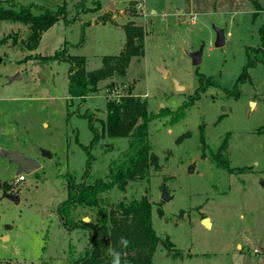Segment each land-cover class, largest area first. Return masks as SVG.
I'll return each mask as SVG.
<instances>
[{
    "label": "rangeland",
    "instance_id": "1",
    "mask_svg": "<svg viewBox=\"0 0 264 264\" xmlns=\"http://www.w3.org/2000/svg\"><path fill=\"white\" fill-rule=\"evenodd\" d=\"M3 1L5 7L35 5V14L41 12L38 7H66L68 21L45 32L32 54L52 56L64 49V54L85 56L88 70L99 69L104 56L120 55L126 42L123 26L131 24L145 35V55L134 57L125 76L104 81L103 90L82 102L69 95L70 64L21 62L29 52L13 41L26 39L29 28L2 21L0 146L36 159L41 167L17 182V165L0 158V264H71L92 246L89 231L81 226L69 230L57 207L68 197V174L80 182L91 156V178H105L110 163L128 148V138L107 135L89 147L94 135L89 118L101 132L107 101L132 88L150 111L170 113L148 127L161 169L130 182L125 192L113 188L102 195L105 212L77 206L72 218L107 221L121 199L146 197L153 205V227L169 246L157 247L153 264H264V63L249 68V78L237 85L249 48L261 43L264 0H258L259 12L256 0ZM97 2L99 10L81 13ZM113 15L117 23L95 24ZM215 28L226 35L221 48L215 47ZM7 35L11 39L1 43ZM203 44L202 62L194 66L189 53ZM162 65L165 73L158 68ZM19 72L21 78L9 81ZM175 80L185 89L178 90ZM196 93L200 99L172 124ZM217 155L234 172L218 166ZM5 182L19 203L4 198ZM164 185L170 201L162 199Z\"/></svg>",
    "mask_w": 264,
    "mask_h": 264
},
{
    "label": "trees",
    "instance_id": "2",
    "mask_svg": "<svg viewBox=\"0 0 264 264\" xmlns=\"http://www.w3.org/2000/svg\"><path fill=\"white\" fill-rule=\"evenodd\" d=\"M5 2L0 0V24L2 21H11L21 23L29 28L26 39L18 41V38L14 37L13 41V45L19 43L21 49L29 52V55L21 62L35 59L44 63L67 61L70 64L68 70L70 98H78L83 102L88 96L98 94L103 90L101 84L104 81L115 75L125 76L132 59L145 55L143 49L145 35L141 28H133L131 24L123 26L126 42L120 55L104 56L102 67L99 69L88 70L85 56L67 55L64 54V49L56 51L52 56H44L38 52L32 54L38 48L45 32L59 21H68L66 7L57 10H46L38 7L41 12L35 14L32 12V8H36L35 5L26 7L17 4L5 7ZM96 6L93 9L85 8V10H81V13L97 11L100 9L101 3L97 2ZM254 6L255 12L262 10L258 0L255 1ZM108 21L116 23L111 16L103 20L104 23ZM258 31L261 40L260 46L256 49L249 48L247 63L237 79V85L249 78V68L257 67L258 63H264V24L258 28ZM11 37V35L5 36L1 43H6ZM137 37L140 39L138 43L135 41ZM204 81L205 77L201 76L199 79L200 88L204 85ZM109 87L114 91L113 81L109 83ZM133 91L134 88L122 93V95L117 93L118 95L114 96V99L107 101L106 119L104 121L100 120L102 122L101 132L95 127L93 118H89L94 134L89 147L98 144L100 138L106 135L113 139H129L128 148L120 154L119 158L110 163L107 176L105 178H91L89 170L92 160L90 149L88 150L90 158L87 161V169L82 176V180L77 183L73 178L74 176L68 174L66 182L68 197L57 207L58 214L63 225L69 230L79 226L86 228L90 233L89 239L92 244L82 257L75 259L71 264H111L112 258L107 252L110 246L121 252V264H153V255L157 247L161 243L167 248L169 247L166 241L157 235L153 227V205L146 197L141 200L130 201H127L126 198L121 199L118 204L114 205L115 208L109 210L107 221L100 222L98 220L97 222L86 223L83 220L76 221L72 218V211L77 206L88 209L98 208L100 213L105 212V208L100 204L102 195L108 194L113 188L125 192L130 182L146 178L151 169L157 172L161 169L159 156L152 152L148 127L150 122L157 119V117L170 113L163 111L156 114L150 111L148 103L141 96L134 95ZM199 99V93H196L191 102L180 107L181 113L176 115L171 123H177L185 118L187 110L191 109ZM88 117L90 115H86V118ZM203 130L204 126H201L202 142L205 143ZM214 159L218 166L234 172L227 160L221 161L219 155L215 156ZM245 171L244 169L241 173ZM1 186L4 191H11L10 183L5 182ZM121 237H125L129 241L127 248H123L119 244ZM43 264H48V261H44Z\"/></svg>",
    "mask_w": 264,
    "mask_h": 264
},
{
    "label": "water",
    "instance_id": "3",
    "mask_svg": "<svg viewBox=\"0 0 264 264\" xmlns=\"http://www.w3.org/2000/svg\"><path fill=\"white\" fill-rule=\"evenodd\" d=\"M215 33H217L215 47L221 48L226 43L225 32H224V30L215 28ZM204 47H205V44H203V46L199 50L189 53V55L192 58V62H193L194 66H198L199 64H201L202 56L204 53ZM158 68L161 72H163V73L166 72V69L163 67V65L159 66ZM19 78H21L20 72L14 76L8 77L9 81H11V82L18 80ZM174 82H175V85H176L178 90H184L185 89L184 86L179 85L177 80H175ZM44 155L46 157H51L50 153L47 151H44ZM0 158H3V159L6 158L10 162L16 164L18 167V171H17L18 175L22 174V173H28V174L34 173V172L38 171L39 168L41 167V163L39 161H37L36 159L29 158L22 152L20 153L18 151L9 150V149L3 148L2 146H0ZM162 188H163L162 199L164 201H170L171 196H170L168 188H166L165 185ZM5 197L10 199L14 203L20 202V197L17 194H14L12 192L4 191V198ZM85 219L86 218H84V221H85ZM204 221H206V219Z\"/></svg>",
    "mask_w": 264,
    "mask_h": 264
},
{
    "label": "clouds",
    "instance_id": "4",
    "mask_svg": "<svg viewBox=\"0 0 264 264\" xmlns=\"http://www.w3.org/2000/svg\"><path fill=\"white\" fill-rule=\"evenodd\" d=\"M85 222L89 223L91 222V220L85 219ZM119 244L123 248H127L129 246V241L125 237H121L119 240ZM107 252H108V255L112 258L111 264H121V252L120 251H117L115 248L110 246Z\"/></svg>",
    "mask_w": 264,
    "mask_h": 264
},
{
    "label": "built area",
    "instance_id": "5",
    "mask_svg": "<svg viewBox=\"0 0 264 264\" xmlns=\"http://www.w3.org/2000/svg\"><path fill=\"white\" fill-rule=\"evenodd\" d=\"M26 179V176L22 173V174H19V177L17 179V182L20 181L22 182V180H25Z\"/></svg>",
    "mask_w": 264,
    "mask_h": 264
},
{
    "label": "crops",
    "instance_id": "6",
    "mask_svg": "<svg viewBox=\"0 0 264 264\" xmlns=\"http://www.w3.org/2000/svg\"><path fill=\"white\" fill-rule=\"evenodd\" d=\"M107 14H109V13H107ZM114 17V15L113 16H111V18H113ZM114 19V18H113ZM115 20V19H114ZM115 22H116V20H115ZM92 23V22H91ZM90 23V24H91ZM104 23V22H103ZM102 22H100V20H98V21H96L95 22V24H103ZM117 23V22H116ZM124 24H122V26H123ZM26 180V179H25Z\"/></svg>",
    "mask_w": 264,
    "mask_h": 264
},
{
    "label": "bare ground",
    "instance_id": "7",
    "mask_svg": "<svg viewBox=\"0 0 264 264\" xmlns=\"http://www.w3.org/2000/svg\"><path fill=\"white\" fill-rule=\"evenodd\" d=\"M205 223H206L208 226H210V223H211V222H210L209 220H206Z\"/></svg>",
    "mask_w": 264,
    "mask_h": 264
}]
</instances>
